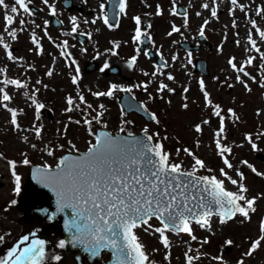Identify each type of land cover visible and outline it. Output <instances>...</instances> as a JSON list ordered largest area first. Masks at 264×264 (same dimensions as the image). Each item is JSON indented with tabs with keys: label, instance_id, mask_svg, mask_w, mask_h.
I'll list each match as a JSON object with an SVG mask.
<instances>
[{
	"label": "rangeland",
	"instance_id": "obj_1",
	"mask_svg": "<svg viewBox=\"0 0 264 264\" xmlns=\"http://www.w3.org/2000/svg\"><path fill=\"white\" fill-rule=\"evenodd\" d=\"M175 1L178 0H131V7L127 11H123L119 29L116 30L110 29L104 23L105 12H100L99 16L93 19V22L92 20L83 21L81 23L82 32L91 37L86 50L77 43L73 37L75 34L68 27V46L64 48L65 54L68 56L67 63L74 66L82 62L87 67L88 63L86 62L96 58L98 60L97 64H99L98 69L91 72L85 68L83 72L85 79L78 85L71 83V78L68 76L70 67L66 64V58L61 56L62 61H59L57 55L54 54L56 53L55 50H47L46 53L44 51L42 54H38L40 57H36L35 60L40 61L41 66L36 65L35 72L32 70L31 72L25 71L28 74L26 78H30V82L27 84L29 86L33 85V89L20 87L17 91H14L11 84H4L3 81L15 78L17 68L3 58L6 56L5 48L0 46V68L6 71L4 75L0 74V88H4L11 97L10 101H4L2 99L3 94L0 93V149L2 150V153H0V235L4 236L3 242L0 243V257L6 255L8 248L16 244L22 235H29L30 240L26 243H29L32 238L46 241L45 248L49 258L45 261V264H77L75 260L77 252L72 251L66 244L63 248L58 246L59 240L62 239L60 229L58 230L49 220L39 217H25L22 207L26 203L24 197H29V193L25 189L29 184L31 164L42 165L45 162L54 164L55 159L59 157L61 152L69 150L68 140H71L80 152L86 150L90 140L94 142V137L90 136L87 131L88 125L83 122L78 124L75 122L77 120L70 122L68 119L71 115L79 117L81 109L89 110L90 101L94 103L96 109L92 117H84V120L89 119L96 123L95 126L91 125L95 132L99 127L97 120L93 118L98 113H101L99 126L108 127L113 132H117L122 127L125 129L132 128L135 132H143V129L147 128L149 134H154L159 133V129H162L165 139L162 140V145L164 150L170 153L169 159L171 162L180 163L183 169L191 171L194 159L193 156L183 151V147L186 146L196 157L205 162L204 168L197 167L202 174L217 173L221 179L229 184L231 182L221 174L220 169L223 168L232 179H240L234 171V166L229 169V167L222 165L213 146V129L218 127L215 119L218 115L214 114L213 106L222 104L226 109L235 108L239 117L235 118L237 123L232 124L234 126H231L226 139L231 148V153L226 157L231 158L235 168L249 172L248 168L240 162V157L244 155L253 161H257L260 171L264 172V164L255 159L254 152L251 150L250 145L253 141L246 139L249 131L255 130L257 126L264 127L262 119L264 100L261 91L256 89L246 91L241 84L236 83L233 75L229 76L226 58L230 53L235 52V49L230 48L233 46V42L228 37L225 24H229L231 20H227L225 15L221 16L222 21L218 17L215 21L218 29H213L215 35L211 38L215 46H225L223 49L225 53L220 55L213 48L211 51H205L204 54L210 64V75L207 76V82L214 102L213 105L209 106L203 97V93L198 91V78L194 77L193 80V76L199 75H194L192 72L185 70L187 54L178 44L179 37L177 35L171 36L175 20H181L178 24L181 28L187 23V19L174 17V13L168 8ZM185 2L187 3L186 0ZM73 14H76V12ZM130 16H139L143 20L141 24L144 27L141 30H145L146 33L153 36V50L157 54H162L161 56L167 60L169 63L168 70L173 79L170 80L167 75L163 77L156 76L154 71H158L159 67L145 51H140L134 55L136 60L131 67L129 61L132 56L126 55L121 60V57L113 55L114 44L123 41L124 45L130 47V44L126 43L130 38L129 35L134 25L130 21ZM135 29L136 27H134ZM229 30L232 29L229 28ZM79 31L81 30L79 29ZM244 31L243 29V33ZM183 32H181V35ZM239 36L246 41L244 34ZM6 44L9 45L7 42ZM16 45L24 47L30 44H27L26 41V43L17 42ZM27 52L28 49L25 51L18 50L16 55L23 61L26 55H33L32 50ZM131 53H134V47ZM73 55L78 60L75 63L72 60ZM105 63L119 65L123 76H131L137 85H142L143 80L148 79L145 77V73L149 72L153 79L157 78V81H159L158 84L156 83L155 88L163 82L174 89L172 91L176 93L174 95H170L167 89L161 90L164 95L156 99L155 97H147L151 93L145 95L142 88V96L150 100L152 104L150 109L157 114L159 123L147 124L135 114L128 117L118 103L109 100L107 97H101L99 102L93 100L92 97H87L94 91L106 92L110 80L119 85H124L122 77H103L98 72L100 65L103 68ZM37 70L39 74L35 75ZM49 71H51V75H48ZM226 78H228V83L221 85L220 81L224 82ZM189 84L192 85V90L186 92L185 89L187 88L185 86ZM34 85L40 90L38 93L41 100L47 104L46 110L52 112L51 117L44 115L46 110L41 109L39 115H37L36 105L34 109H29L22 104L24 101L26 102V99H21V97H25V93L34 94ZM136 90L140 92L141 86ZM68 94L73 98L71 111H65L69 107L68 104H65V97ZM81 94L84 101L79 99ZM5 103L9 108L23 109L22 112L18 110L17 115L20 128H15L12 125L11 113L3 107ZM184 104H187V108L183 107ZM100 105L104 107L101 109ZM121 121H133L134 124H122ZM66 122L68 123L66 124ZM197 124L203 129V132L198 133L196 131L195 126ZM38 126L45 127L41 132L43 138L39 141L29 142L33 140L35 135L33 130ZM254 134L256 135V132ZM153 136L154 138L157 137V135ZM25 137L27 140L24 139ZM197 142L199 143L197 144ZM59 144H63L64 148L57 147ZM258 144L257 149L264 153V136L261 137ZM32 145H35V148ZM46 148L52 149L54 155H48ZM177 149H180L179 153H177ZM25 154L31 161L28 165L21 163ZM12 160L17 162L15 172L21 178L20 183L22 186H20L19 192L15 191L16 180L12 175L13 168L9 164V161ZM262 176L248 173L247 178L244 177L246 181L248 180L247 184L250 187V191L246 195L257 197L255 211L250 212L249 218H244L238 213L237 218L229 224L220 222L218 218H215L208 227H201L199 224L191 222L192 236H195L196 239H192V236L185 232L176 235L166 230L165 235L171 240L167 248L160 240V234L154 231L155 227L161 226L160 223L150 220L149 223L153 225V228L147 232L144 231L147 225L137 227L135 232L144 245L149 259L154 261L155 264H187L185 257V253H187L194 257L193 264H237L240 260H243V264H264V241L251 255H244L249 250L251 241L259 237V225L261 220H264V183L262 182ZM235 188L238 190L237 186ZM12 200H15L16 203L12 204ZM32 233H35L34 237L31 235ZM206 239H210V241H206ZM228 240L233 243L227 244L226 241ZM226 245L231 246L230 252L222 250ZM53 255H60V261L52 260L51 256ZM166 255L167 258H165ZM103 257L104 255L100 261L103 260ZM214 257H221V259L217 260ZM107 258L108 256L105 255L104 260ZM84 261V264H90L85 256ZM100 261L92 264L100 263Z\"/></svg>",
	"mask_w": 264,
	"mask_h": 264
},
{
	"label": "snow or ice",
	"instance_id": "obj_2",
	"mask_svg": "<svg viewBox=\"0 0 264 264\" xmlns=\"http://www.w3.org/2000/svg\"><path fill=\"white\" fill-rule=\"evenodd\" d=\"M235 5L237 0H231ZM30 0H15V5L10 9L11 13H18L20 9L25 13H30ZM43 3L49 5L53 15L56 12L54 6L49 4V0H43ZM0 6L7 9L9 6L5 0H0ZM18 6V7H17ZM101 9L104 4L99 5ZM208 7V5H204ZM243 8V5H240ZM119 8L121 12L125 10V0H119ZM159 12V9L157 10ZM212 15H216V11H212ZM76 17H71L72 31L76 32L78 24ZM136 21V29L134 40H139L141 37V20L139 16L133 17ZM4 20L7 24L13 23V17L7 12L4 14ZM20 23H23L21 20ZM48 23V21H45ZM104 23L109 28L113 25L108 23L107 16L104 17ZM207 23V21H205ZM251 23L255 27L256 21ZM173 26V31H177ZM256 32L261 39H264V30L256 27ZM201 36L204 35L201 29ZM11 35L15 38L16 29H12ZM90 35V33H89ZM252 47L257 51V41L252 38L251 34L248 36ZM35 42V41H34ZM0 44L4 48H8V44L0 39ZM67 41H65V45ZM64 55V52H61ZM9 59H16L12 52H8ZM175 59V57H173ZM233 59L229 60L232 68L237 69V64L233 63ZM264 60V55L261 57ZM136 60V56H132L129 61V66ZM252 58L249 57L246 63H251ZM75 63V61H73ZM107 68L108 64L105 63ZM243 71V68L239 69ZM3 71V69H0ZM77 73L79 68L76 69ZM248 75L247 72L244 73ZM51 75V71L48 72ZM173 79L171 75L168 77ZM237 80L241 77L237 75ZM73 83L76 82L77 77H72ZM4 84L15 85L16 87H27V85L19 79H5ZM135 87H140L136 85ZM200 87L204 89L203 80L200 81ZM248 85L245 83V88ZM167 89L169 92L174 91L167 84L161 82L157 91ZM115 90H122L124 92H131L132 88L129 86L111 84L106 92H95L93 95L99 97L106 95L111 97ZM187 91V89H185ZM2 99L10 101L11 97L4 88H0ZM27 95V93H25ZM151 98V96H149ZM80 101H84L81 94ZM204 99L208 104H212L209 98V93L204 91ZM33 103L36 105V113L44 107L43 104L37 103L33 97ZM67 104L69 107L65 111H71L73 106L72 96L67 97ZM3 107L11 113V123L15 128H20L17 121L18 110L16 108H9L5 103ZM78 107V105H77ZM91 108V105H88ZM104 106L100 105L102 109ZM183 107L187 108V104ZM22 111V110H20ZM214 114H220V106H213ZM232 112V109H228ZM101 113L96 117L97 122H100ZM71 119V117H69ZM152 119L159 123L155 114H152ZM80 123L79 120L75 121ZM84 124L88 125L87 131L90 136L94 137V142L89 141L85 151L80 152L76 145L68 140L69 150L66 154L60 155L55 159L54 164L44 163L42 165L34 166L32 170L33 178L41 183L44 187L50 189L56 197V211L64 212L66 209L70 210V215L65 220V228L71 234V242L73 245H82L84 250L92 256L100 254L101 249H110L113 257V264H155L149 259L145 251L144 245L140 242L138 235L134 231L139 226L147 225L144 231L153 228L149 220L155 218L159 221L160 227H155L154 231L159 233L160 240L164 246L169 247L168 237L165 235L166 230L177 232L183 230L192 236V228L190 221L195 219L196 223L201 227H208L209 220L213 213V205L217 206L221 222H224L229 217L235 216L239 213L244 218H249L250 212L255 211V202L257 197H248L246 195L247 188L245 184L240 183L237 179H232L224 171L220 169L223 176H226L233 185H237V191H231L224 187V180L218 179L215 175L196 176V169L204 168L205 162L196 157L190 149L184 148L183 151L193 156L194 165L191 171L182 168L180 163L171 162L170 153L164 150L162 143L159 141L152 143L153 135L159 133L149 134L147 128L143 129L144 138H138L133 133L128 132L126 136H122L121 132H125V128H120L115 135L106 130L95 132L91 128V121L85 119ZM122 124H131L132 121H121ZM196 131H201L199 124L195 126ZM223 119H221V127L219 131H223ZM41 128H35L37 136L40 135ZM166 138V137H165ZM27 140V138H24ZM199 142H197L198 144ZM35 148V145H32ZM57 147L64 148L63 144ZM216 147L220 150V155L224 157L225 151H230L227 146L222 145L217 139ZM256 147L255 144L252 145ZM49 155H53V150L45 149ZM179 153L180 149L176 150ZM227 167L231 168L232 164L227 158L223 159ZM16 161H9L13 168L12 175L16 180L15 191H20V176L15 172ZM22 164L28 165L31 161L27 155L21 161ZM247 164V161H244ZM253 172L257 170L248 165ZM211 171V169H209ZM264 175V173H258ZM241 179L243 178L242 174ZM193 177L194 182L190 185L186 181H182L181 177ZM189 187L197 189L199 198L196 204L189 206V199L197 200L196 195H186ZM203 193H207V200ZM181 197L183 199H181ZM243 202V203H241ZM12 204L16 201L12 200ZM260 235L257 239L252 240L250 248L244 255H251L254 250L261 246L264 241V220H261L259 225ZM33 237L35 233L31 234ZM192 239H196L192 236ZM4 240V236L0 235V243ZM29 235H22L19 240L12 247L8 248L6 255L0 257V264H45L49 258L46 253V241L43 239L32 238ZM66 241L61 239L58 242L60 248L65 247ZM227 244H232L231 240L226 241ZM187 264H193L194 257L185 253ZM167 258V255L166 257ZM52 260L60 261V255L51 256ZM214 259H221V257H214ZM243 264V260L237 262Z\"/></svg>",
	"mask_w": 264,
	"mask_h": 264
},
{
	"label": "flooded vegetation",
	"instance_id": "obj_3",
	"mask_svg": "<svg viewBox=\"0 0 264 264\" xmlns=\"http://www.w3.org/2000/svg\"><path fill=\"white\" fill-rule=\"evenodd\" d=\"M87 4H89L90 0H85ZM202 0H190L189 2V7H188V16H189V27L187 29L188 31V35H189V40L190 43L192 45H201L199 47L196 48V50L194 51L195 54L201 52L203 49H207L208 47L204 44H206V40L209 38V30L212 27V19L211 18H204L200 20L201 16H204L203 11L202 13H200L201 10L199 9V5L201 3ZM210 1V7L211 5H213L214 3H221V5H225L228 3H232L231 0H209ZM252 2V0H249ZM245 0H237V3L235 5L232 4V10H241L242 11V16L241 19L247 21L248 23H251L252 20H255L256 22H258L259 20V13L254 12L253 9L245 6ZM253 3V2H252ZM58 4L59 6H64V2L63 0H58ZM73 5H74V0H73ZM77 7L78 8H82L80 3L77 2ZM240 5H243V8L240 7ZM203 6V5H202ZM259 7H263L262 3H260V5H255V11H259L258 9ZM198 8V9H197ZM214 8H216L215 10H217V15L220 14H224V10H223V6L221 9H219L217 6H214ZM37 12H41L39 9H36ZM205 21H207V23H205ZM259 25H262L264 27V18H261V20L258 22ZM257 25V23H256ZM201 29H203L204 35L201 36L199 33L201 31ZM260 51L259 52H263L261 48H259Z\"/></svg>",
	"mask_w": 264,
	"mask_h": 264
},
{
	"label": "water",
	"instance_id": "obj_4",
	"mask_svg": "<svg viewBox=\"0 0 264 264\" xmlns=\"http://www.w3.org/2000/svg\"><path fill=\"white\" fill-rule=\"evenodd\" d=\"M62 221L59 222V226L61 225Z\"/></svg>",
	"mask_w": 264,
	"mask_h": 264
}]
</instances>
